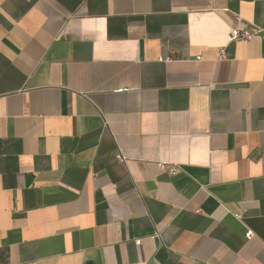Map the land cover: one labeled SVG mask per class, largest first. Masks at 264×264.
Masks as SVG:
<instances>
[{"label": "crops", "instance_id": "1", "mask_svg": "<svg viewBox=\"0 0 264 264\" xmlns=\"http://www.w3.org/2000/svg\"><path fill=\"white\" fill-rule=\"evenodd\" d=\"M0 264H264V0H0Z\"/></svg>", "mask_w": 264, "mask_h": 264}, {"label": "built area", "instance_id": "2", "mask_svg": "<svg viewBox=\"0 0 264 264\" xmlns=\"http://www.w3.org/2000/svg\"><path fill=\"white\" fill-rule=\"evenodd\" d=\"M238 39H243V40H245V41H249V40L252 39V35H247V34L241 33L240 31H235V32L230 36V40H231V41H235V40H238ZM118 158H120V159H124V158L121 157V156H118ZM161 168H162V169H165V165L162 164V165H161ZM170 173H171L172 175H176V173H177V169H176L175 167H172V168L170 169ZM250 236H251L250 233L247 234V237H250Z\"/></svg>", "mask_w": 264, "mask_h": 264}]
</instances>
